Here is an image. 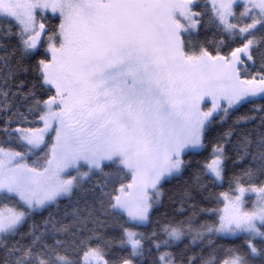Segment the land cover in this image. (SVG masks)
Returning a JSON list of instances; mask_svg holds the SVG:
<instances>
[{"label": "snow or ice", "instance_id": "snow-or-ice-1", "mask_svg": "<svg viewBox=\"0 0 264 264\" xmlns=\"http://www.w3.org/2000/svg\"><path fill=\"white\" fill-rule=\"evenodd\" d=\"M0 264H264V0H0Z\"/></svg>", "mask_w": 264, "mask_h": 264}, {"label": "trees", "instance_id": "trees-1", "mask_svg": "<svg viewBox=\"0 0 264 264\" xmlns=\"http://www.w3.org/2000/svg\"><path fill=\"white\" fill-rule=\"evenodd\" d=\"M199 2L203 5L205 3V0H199ZM205 36H207V38L212 39L213 38V32L212 31H206L205 29H201V33H200V39H204ZM216 39H219V37H215ZM241 111H244L243 109ZM211 149L209 148L208 151H210ZM207 152H204L201 154V156L195 157L194 159H201L203 155H206ZM186 159H188V157H185ZM176 184V181L173 180L171 182L165 183L164 184V191L166 193H169V189H172L173 186ZM227 189V183H224V186L221 188H217L214 189L215 191H225ZM164 201L165 204H168V197L167 195L164 197ZM219 243L224 244L225 246H228L231 243H239V240H235V239H230V240H221L219 241Z\"/></svg>", "mask_w": 264, "mask_h": 264}]
</instances>
